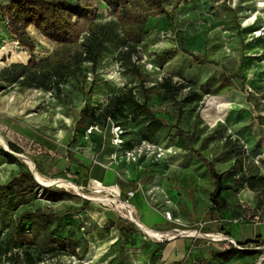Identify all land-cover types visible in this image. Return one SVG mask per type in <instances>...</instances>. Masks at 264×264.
Returning <instances> with one entry per match:
<instances>
[{
	"label": "rangeland",
	"instance_id": "obj_1",
	"mask_svg": "<svg viewBox=\"0 0 264 264\" xmlns=\"http://www.w3.org/2000/svg\"><path fill=\"white\" fill-rule=\"evenodd\" d=\"M70 1L88 4L90 17L76 19L77 35L67 43L29 26L35 45L32 61L0 17V185L20 170L7 162L9 152L17 153L8 147L11 141L20 144L18 154L24 159L16 157L34 180L28 202L0 213V264H133L137 259L143 264L141 258L149 257L147 241L160 245L167 237L179 236L193 239L195 245L201 233L216 235L218 239H207L224 243V236L206 229H223L230 219L263 220L264 0H164L167 16L139 0ZM125 9L145 19L138 39L139 24ZM165 78L176 88L164 91L160 84ZM128 89L147 107L137 111L125 105L112 118L114 124L106 123L105 115L113 112L108 108L111 98ZM4 100L11 101L10 108L2 105ZM156 119L164 123L157 129ZM92 131L107 135L106 142L115 148L109 154L114 153L113 162L141 169L133 186L118 187L126 206L106 192H96L94 178L77 182L69 173L53 172L58 159L66 170L89 165V160L78 159H91L87 148ZM115 136L121 140L118 145ZM131 150L135 159L129 155L127 160L125 153ZM196 153L224 172V184L232 185L223 190L226 206L219 211L209 201L213 181ZM36 174L47 183L36 181ZM45 190L52 200L45 198ZM135 193L157 210L162 206L150 204L152 199L164 203L167 197L176 205L162 210L167 229L146 227L156 233L152 235L130 220L131 212L141 221L130 201ZM21 197L20 192L14 195ZM36 208L59 217H49L42 228L25 214ZM84 210L94 225L80 217ZM103 210L133 227L135 234L125 248L120 243L98 260L97 255L87 258V244L76 231L84 227L100 238L109 235V222L102 228L96 224V212ZM195 229L198 233L192 232ZM183 230L192 231L181 234ZM249 251H257L249 264L264 262L259 260L264 247ZM159 262L160 255H155L144 264Z\"/></svg>",
	"mask_w": 264,
	"mask_h": 264
},
{
	"label": "crops",
	"instance_id": "obj_2",
	"mask_svg": "<svg viewBox=\"0 0 264 264\" xmlns=\"http://www.w3.org/2000/svg\"><path fill=\"white\" fill-rule=\"evenodd\" d=\"M10 102L2 101V105L6 106V108H10ZM32 115L28 114V116ZM12 116V115H8ZM27 130H31L29 127ZM30 133V131H28ZM102 132H94L92 131L90 136V142L88 144V154L90 155L91 159L87 157H80L78 159L79 162H83L89 160V165L84 167L79 166L76 164L74 169L66 170V166H61L60 159H58L57 163L54 164L53 172L54 174L63 176L64 173L71 174V178L77 182L82 181L86 177L94 178L95 180H100L105 183L116 184L121 189H126L135 184V181L138 180L139 175L141 173V169L137 168L134 169L128 163H121L122 161L115 160L112 161V158L109 155L115 148L112 144L107 143V135H102ZM29 136V135H28ZM106 139V140H105ZM12 142V141H11ZM105 142V143H104ZM112 142V141H111ZM15 144L19 150L20 144L18 142H12ZM116 150L115 152H117ZM249 151V150H248ZM54 152V151H53ZM261 153H264L263 151ZM260 153V154H261ZM61 158L60 155H58ZM42 174L45 170H41ZM46 173V172H45ZM114 187V186H113ZM150 190V189H149ZM153 202L150 204H157L158 207L162 206V208L157 210L154 207L144 205L142 203L141 198L137 193H135L131 198L130 201L134 204L136 209L139 211V218L141 219V227L138 228L142 229V227H149L152 228L156 226L163 229L164 231L167 229V220L163 217L162 210L164 207H172L176 209V205L168 198H165L164 203L159 200L152 199ZM165 207V208H166ZM173 209H171L173 211ZM86 210H84L81 214V218H85V222L90 225H94L91 219L86 217ZM219 211V210H216ZM97 215V219L99 222L96 223L98 227H103L105 223H110V230L108 232L109 235L103 236L102 238L98 237L97 232L92 229L88 228L86 232H84V227H82V232L76 231L77 238L81 239V242L87 244V258L96 256L95 259H100V257L106 253V251L117 248L120 243L125 245L130 240L123 239L121 235V231H124L128 224L121 219H118L112 212L103 210ZM87 218V219H86ZM228 224L223 229L219 230H212L211 228L206 229L209 233L220 234L224 236L226 240L224 243H219L218 241L215 242L210 239H218L216 235L207 239L202 237L197 239L195 237V245L193 239H180L179 236H175L172 238H167L159 248V244H155L152 242H146L147 247L149 249V257L143 256V264L145 261H152L155 255H160V262L159 264H249L251 263V257L257 253V251L250 252L249 250H259V247L264 246V219L261 221H254L251 223L245 222L242 219L237 222L235 219H230ZM144 227V228H145ZM148 228V229H149ZM86 229V228H85ZM150 230V229H149ZM144 232H147L143 229ZM151 231V230H150ZM153 232V231H151ZM206 232V231H205ZM206 232V233H207ZM156 234L155 232H153ZM133 232V236H134ZM212 235V234H211ZM198 236V235H196ZM201 237V236H200ZM209 238V237H208ZM229 238L230 240H228ZM123 240V241H122ZM107 242L105 245H101L102 242ZM255 242V243H253ZM255 245V248H249L248 246ZM257 246V247H256ZM260 252V251H259ZM257 255V254H256ZM96 260V261H97ZM133 264H141L140 259L134 260ZM264 264V262H261Z\"/></svg>",
	"mask_w": 264,
	"mask_h": 264
},
{
	"label": "trees",
	"instance_id": "obj_3",
	"mask_svg": "<svg viewBox=\"0 0 264 264\" xmlns=\"http://www.w3.org/2000/svg\"><path fill=\"white\" fill-rule=\"evenodd\" d=\"M139 2L158 15H168L167 10L164 8V0H139ZM126 8L128 7L126 6ZM125 10L128 17L139 24L137 27L138 34L135 35V38L138 39V36L142 33V26L145 23V19L144 17L140 18L136 14L131 13L129 9ZM90 15L91 10L88 4L74 3L70 0H10L7 3H0L1 19L7 22L8 31L11 36L15 38L16 42L28 51L30 61L34 58L33 51L35 45L27 32L29 26H33L41 35L48 39L67 43L71 41L73 36L77 35L76 19H88ZM160 87L164 91H168L170 87L172 89L176 88L175 85L170 84L167 78L163 79ZM125 105L137 111L147 107L145 101L139 102L132 95L131 89H128L127 92H121L111 98L108 108H112L113 112L112 114L108 113L105 115L104 119L106 123L107 121L109 122V120L113 123L112 118L114 120L116 118V112L121 111ZM154 122V127L156 129L164 125L159 119H156ZM8 147L11 151L17 153L21 152L12 142H8ZM196 156L206 164V168L213 181V189L208 196L209 201L214 210H221L226 206V199L222 196V192L223 190L232 188V185L224 184V172H217L211 161H208L200 153H196ZM7 162L16 163L20 170L17 174L12 176L6 184L0 185V213L4 209L15 210L19 203L25 204L28 202L26 196L33 191L34 184L31 172L26 169L24 163L16 156L12 154L9 155ZM230 171L231 170L228 172ZM19 192L22 193L20 200L14 199V195ZM44 193L46 199H53V195L50 194L48 190H45ZM25 214L30 216L31 221L35 225L42 228L48 225L49 217H54L56 219L59 217L56 213H44L40 208H36L33 212L29 211ZM133 232L134 228L128 225L124 231H121V235L124 239H129L133 237ZM160 248L161 245H159L158 249Z\"/></svg>",
	"mask_w": 264,
	"mask_h": 264
},
{
	"label": "built area",
	"instance_id": "obj_4",
	"mask_svg": "<svg viewBox=\"0 0 264 264\" xmlns=\"http://www.w3.org/2000/svg\"><path fill=\"white\" fill-rule=\"evenodd\" d=\"M7 23V22H6ZM116 137V136H115ZM121 142V140H119L117 137L115 138V143L114 144H116V145H118L119 143ZM146 147L148 148L147 150H150L151 151V147H149V145L147 144L146 145ZM244 149L246 150V152H248V146L247 145H244ZM137 152H139V151H137ZM132 153H136L135 151H133V150H131L130 152H126L125 154H126V158L128 157V159L127 160H129V155L132 157L133 156V159H135V155H132ZM93 182H94V187L96 188V192H106L107 194H109L110 196H112L113 197V201L115 200V201H118V202H120V204L122 203V204H124L123 206H126L125 205V203H123V202H121V200L119 199V195H120V193H119V189H118V186L117 185H112V184H110V185H107V184H103L102 182H100V181H98V180H93ZM113 186L114 187H116V191L113 193L112 191H110V190H108L107 188H109V187H112L113 188ZM128 195H131L132 194V191H129L128 193H127ZM100 201H102V200H100ZM128 211V209H126V212ZM127 214H128V212H127ZM129 215V217H130V215H131V212H130V214H128ZM171 216V215H170ZM165 217L167 218V219H171L170 217H169V214L168 213H166L165 212ZM131 220V219H130ZM172 220V219H171ZM195 231H196V229H195ZM160 236H163V235H160ZM167 236V235H166ZM168 238V237H167ZM167 238H165V239H167ZM172 238V237H171ZM164 239V240H165ZM170 239V238H169ZM228 240H230L229 238H227ZM264 247V246H263ZM262 247V248H263ZM259 248H261V247H259ZM262 259H264V257L263 256H261L260 257V261L262 260ZM256 264H260V262H257Z\"/></svg>",
	"mask_w": 264,
	"mask_h": 264
},
{
	"label": "bare ground",
	"instance_id": "obj_5",
	"mask_svg": "<svg viewBox=\"0 0 264 264\" xmlns=\"http://www.w3.org/2000/svg\"><path fill=\"white\" fill-rule=\"evenodd\" d=\"M262 30H264V27L262 28ZM113 141H114V143H115V138L113 139ZM8 151V150H7ZM10 153V152H9ZM10 154H12V155H14V156H17V157H19V158H21V159H24V157L22 156V154H18V153H10ZM15 154H17V155H15ZM26 160V159H25ZM31 169H32V171H34V169H33V167H31ZM35 175V174H34ZM37 178V179H36ZM35 180L37 181H44V180H42V178H40L39 176H37V174H36V177H35ZM45 182V181H44ZM42 183V182H41ZM45 183H47V182H45ZM49 183V182H48ZM114 192V191H113ZM122 204V203H121ZM124 205V204H123ZM168 214H169V212H167ZM169 217H170V214H169ZM171 218V217H170ZM130 219H131V221L133 222V223H135V225L138 227H141V223L139 222V221H136L133 217H131L130 216ZM142 229H144L145 231H147L148 233L150 232V234H152V235H156V234H154L153 232H151L148 228H144V227H142ZM191 231L192 230H183V231H181L180 233L181 234H191ZM192 232H195V233H198V231H192ZM198 235H202V237L204 236V237H212L213 235H211V234H199L198 233Z\"/></svg>",
	"mask_w": 264,
	"mask_h": 264
}]
</instances>
